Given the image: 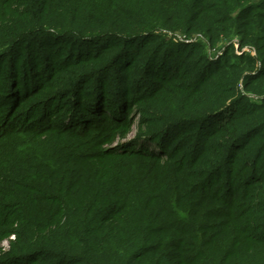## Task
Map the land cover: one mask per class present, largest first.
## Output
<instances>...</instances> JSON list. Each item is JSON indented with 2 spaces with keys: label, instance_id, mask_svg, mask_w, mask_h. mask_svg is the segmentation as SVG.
<instances>
[{
  "label": "trees",
  "instance_id": "1",
  "mask_svg": "<svg viewBox=\"0 0 264 264\" xmlns=\"http://www.w3.org/2000/svg\"><path fill=\"white\" fill-rule=\"evenodd\" d=\"M0 264H264V0H0Z\"/></svg>",
  "mask_w": 264,
  "mask_h": 264
},
{
  "label": "rangeland",
  "instance_id": "2",
  "mask_svg": "<svg viewBox=\"0 0 264 264\" xmlns=\"http://www.w3.org/2000/svg\"><path fill=\"white\" fill-rule=\"evenodd\" d=\"M204 39H203V37L200 35V34H193L192 36H190V37H185L184 35H180V34H178V38H177V41L178 42H182V41H188V42H198V41H203ZM229 43H232V44H234V46L235 45H237V43H238V41L236 40V39H233V40H226L225 42H224V44L226 45V44H229ZM222 44L223 43H221V46H222ZM224 44H223V46H224ZM242 50H243V52L244 53H249V54H251V55H255V52H254V50H253V48L252 47H250V46H244L243 48H242ZM241 50V51H242ZM237 52V50L235 49V51H234V53H236ZM208 54L210 55V56H212V57H216V55L218 54V51L215 49V50H211L210 51V49L208 50ZM243 94H246L248 97H254L253 95H251V94H247V93H245V92H242ZM136 130H137V126L135 125V127L132 129V132H131V134L128 136V139H132L133 137H134V135H135V132H136ZM139 144H143V143H139ZM149 148H150V150H153V151H155V146L154 145H150L149 146Z\"/></svg>",
  "mask_w": 264,
  "mask_h": 264
},
{
  "label": "built area",
  "instance_id": "3",
  "mask_svg": "<svg viewBox=\"0 0 264 264\" xmlns=\"http://www.w3.org/2000/svg\"><path fill=\"white\" fill-rule=\"evenodd\" d=\"M242 52H243V50H242L241 52H238V51H237L236 54H241Z\"/></svg>",
  "mask_w": 264,
  "mask_h": 264
}]
</instances>
